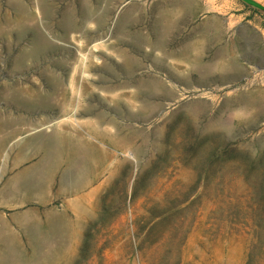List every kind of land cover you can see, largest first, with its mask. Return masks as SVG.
Segmentation results:
<instances>
[{"label": "rangeland", "instance_id": "obj_1", "mask_svg": "<svg viewBox=\"0 0 264 264\" xmlns=\"http://www.w3.org/2000/svg\"><path fill=\"white\" fill-rule=\"evenodd\" d=\"M176 1L0 0L2 228L51 234L1 264H264V69Z\"/></svg>", "mask_w": 264, "mask_h": 264}, {"label": "crops", "instance_id": "obj_2", "mask_svg": "<svg viewBox=\"0 0 264 264\" xmlns=\"http://www.w3.org/2000/svg\"><path fill=\"white\" fill-rule=\"evenodd\" d=\"M256 1L264 5V0ZM171 23L173 29H201L203 37L210 38V44L219 47L218 54H225L228 62H238L256 70L264 69V14L242 0H177L172 2ZM246 55L254 60H247ZM215 59L212 57V60ZM46 206L47 203L39 202L28 208L34 218L29 227L31 241L27 245L19 240L21 235L17 226L10 224L2 228L5 221L1 222L3 217L0 216V264L3 263L2 255L11 260L22 246L37 248L30 250L32 253L48 252L45 247L51 234L42 225Z\"/></svg>", "mask_w": 264, "mask_h": 264}, {"label": "water", "instance_id": "obj_3", "mask_svg": "<svg viewBox=\"0 0 264 264\" xmlns=\"http://www.w3.org/2000/svg\"><path fill=\"white\" fill-rule=\"evenodd\" d=\"M242 1L245 2L246 4H248L249 6H252L253 8L259 10L260 12H262L264 14V5L257 2L256 0H242Z\"/></svg>", "mask_w": 264, "mask_h": 264}]
</instances>
